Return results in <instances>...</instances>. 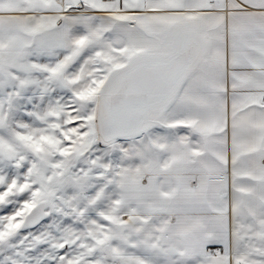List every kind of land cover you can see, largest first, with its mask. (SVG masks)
Returning a JSON list of instances; mask_svg holds the SVG:
<instances>
[{
  "label": "snow or ice",
  "instance_id": "snow-or-ice-1",
  "mask_svg": "<svg viewBox=\"0 0 264 264\" xmlns=\"http://www.w3.org/2000/svg\"><path fill=\"white\" fill-rule=\"evenodd\" d=\"M0 264H264V0H0Z\"/></svg>",
  "mask_w": 264,
  "mask_h": 264
}]
</instances>
